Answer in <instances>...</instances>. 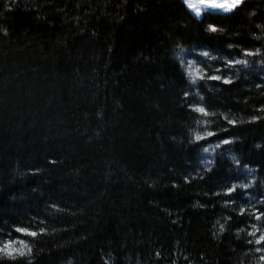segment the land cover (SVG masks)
<instances>
[{
    "label": "trees",
    "instance_id": "trees-1",
    "mask_svg": "<svg viewBox=\"0 0 264 264\" xmlns=\"http://www.w3.org/2000/svg\"><path fill=\"white\" fill-rule=\"evenodd\" d=\"M262 236L264 0H0V264H264Z\"/></svg>",
    "mask_w": 264,
    "mask_h": 264
},
{
    "label": "snow or ice",
    "instance_id": "snow-or-ice-1",
    "mask_svg": "<svg viewBox=\"0 0 264 264\" xmlns=\"http://www.w3.org/2000/svg\"><path fill=\"white\" fill-rule=\"evenodd\" d=\"M185 2H188V0H185ZM200 3L207 5L208 8H223L225 10H230L232 8L237 7L238 5H240L242 3V0H230V3L225 4V3H215V0H200ZM190 7H195V5H190ZM200 9H196V13L197 15H199ZM212 31H215V28L211 29ZM205 55H207V53H205ZM213 79H219V77H213ZM226 83L228 81H225ZM200 112H204L203 108L197 109ZM209 135H211V133H209ZM199 138V137H198ZM225 143H228V141H225ZM17 231H24L23 229H17ZM30 235L35 236L36 233H30ZM261 240H264V236L261 237ZM257 243H260V241L258 240ZM13 251H15L12 248V245L9 244H5L2 248H0V253H5L9 256L12 255ZM257 251H264L262 249H257ZM262 260H264V256L261 257Z\"/></svg>",
    "mask_w": 264,
    "mask_h": 264
},
{
    "label": "rangeland",
    "instance_id": "rangeland-1",
    "mask_svg": "<svg viewBox=\"0 0 264 264\" xmlns=\"http://www.w3.org/2000/svg\"><path fill=\"white\" fill-rule=\"evenodd\" d=\"M185 1V0H184ZM244 1V0H242ZM187 7L195 14L196 13V9H200L199 15H197L198 17H201L204 12L206 11H218V12H232L235 8H232L230 10H225L223 8H208L207 5L200 3V0H188V2H185ZM215 3H225L228 4L230 3V0H215ZM190 5H195V7H190Z\"/></svg>",
    "mask_w": 264,
    "mask_h": 264
}]
</instances>
